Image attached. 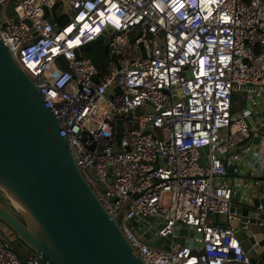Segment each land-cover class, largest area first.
<instances>
[{
  "label": "built area",
  "instance_id": "built-area-1",
  "mask_svg": "<svg viewBox=\"0 0 264 264\" xmlns=\"http://www.w3.org/2000/svg\"><path fill=\"white\" fill-rule=\"evenodd\" d=\"M101 35L104 75L82 53ZM0 38L145 264H251L230 209L235 190L264 197L248 154L264 125L263 0H0ZM0 264H23L1 235Z\"/></svg>",
  "mask_w": 264,
  "mask_h": 264
},
{
  "label": "water",
  "instance_id": "water-1",
  "mask_svg": "<svg viewBox=\"0 0 264 264\" xmlns=\"http://www.w3.org/2000/svg\"><path fill=\"white\" fill-rule=\"evenodd\" d=\"M46 17L58 32L48 11ZM103 41L101 35L86 47ZM260 135L264 137V125L256 124L248 154L262 163L259 175L251 179L258 182L263 196L264 140ZM0 192L15 208L10 210L0 201V225L7 230L0 227V235L26 262L30 256L25 248L47 264H145L120 230L117 218L108 214L82 176L74 150L59 134L56 118L1 38ZM235 204L238 207L230 212L240 216V224L230 226L243 238L241 247L251 264H264V227L259 226L264 216L255 213L264 205V197ZM247 224L260 230L243 231Z\"/></svg>",
  "mask_w": 264,
  "mask_h": 264
},
{
  "label": "trees",
  "instance_id": "trees-1",
  "mask_svg": "<svg viewBox=\"0 0 264 264\" xmlns=\"http://www.w3.org/2000/svg\"><path fill=\"white\" fill-rule=\"evenodd\" d=\"M55 21L59 26H63L66 24L67 18L64 16H57L56 15ZM82 53H83L84 57L91 59V61L94 63V65H95V67L98 70L100 75L105 74L106 65H107V62L109 61V54L104 49V43L103 42H97L92 46H88V47L84 48L82 50ZM239 104H241L243 106V101L238 97H234L233 98V109L235 110ZM17 256L23 262V264H26V261H24L18 254H17Z\"/></svg>",
  "mask_w": 264,
  "mask_h": 264
},
{
  "label": "crops",
  "instance_id": "crops-1",
  "mask_svg": "<svg viewBox=\"0 0 264 264\" xmlns=\"http://www.w3.org/2000/svg\"><path fill=\"white\" fill-rule=\"evenodd\" d=\"M6 10L8 11V14H7V12H6ZM5 14H6V16L7 17H13V12H12V7L11 6H7L6 7V9H5ZM251 147V146H250ZM0 201L8 208V209H10V210H15V208H14V206L12 205V203L4 196V194H2L1 192H0ZM0 227L3 229V230H6L2 225H0ZM7 231V230H6ZM8 235H9V237L11 238V239H13L12 237L13 236H11V234H9V233H7ZM25 250H26V252H27V254L30 256V257H32L33 256V253L31 252V251H29L28 249H26L25 248Z\"/></svg>",
  "mask_w": 264,
  "mask_h": 264
},
{
  "label": "rangeland",
  "instance_id": "rangeland-1",
  "mask_svg": "<svg viewBox=\"0 0 264 264\" xmlns=\"http://www.w3.org/2000/svg\"><path fill=\"white\" fill-rule=\"evenodd\" d=\"M6 12H7V14H8V11L6 10ZM55 14L56 15H59L60 14V10L59 9H57L56 11H55ZM242 108V105L241 104H239L238 106H237V108L233 111V112H238V110L239 109H241ZM240 191H234V195H233V202H237V201H239V196H240ZM245 195H246V193H244ZM242 230L243 231H245V230H252V231H259L260 230V228L259 227H257V226H255V225H251V224H247V225H244V226H242ZM185 234L187 235V233L185 232ZM153 235H154V233H153Z\"/></svg>",
  "mask_w": 264,
  "mask_h": 264
}]
</instances>
